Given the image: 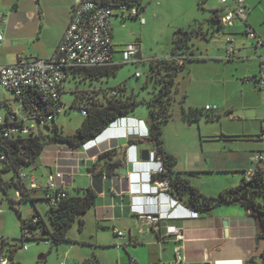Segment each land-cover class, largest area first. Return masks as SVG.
<instances>
[{"label": "crops", "instance_id": "obj_1", "mask_svg": "<svg viewBox=\"0 0 264 264\" xmlns=\"http://www.w3.org/2000/svg\"><path fill=\"white\" fill-rule=\"evenodd\" d=\"M74 3L75 0H37L16 5L5 15L1 24L2 29L0 28L5 35L1 51L14 56V59L0 63V66L14 65L21 57L43 60L53 58L71 22ZM221 4L224 7L218 11L221 12V17H224L225 13L234 7V0ZM245 6L247 24L264 39V0H246ZM113 19L111 25L114 62L117 51ZM238 23L244 24L237 21L233 31L227 33L236 35V38L225 37L224 42L231 39L233 44L241 49L246 41L239 37L242 28ZM210 25L209 29L206 30L205 27L203 29L207 34L205 38L207 42L211 37L215 38L216 33H221L225 29L214 33V27ZM227 42L217 50L220 53L216 60L230 63L229 69L234 70V73L241 72L242 77L239 80L244 84L239 86L240 93L243 98L248 96V99H253L251 106L257 109L253 116L245 114L242 116L250 118V121L260 120L262 135L264 88L251 81L253 76L260 73L261 64L251 47H247L246 52L235 58L226 59ZM248 56L251 57L246 58ZM136 57L140 59L141 53ZM221 89L228 91L229 86L223 83L216 91ZM64 93L65 88L62 96L65 106ZM217 96L218 100L206 104L204 108L218 107L214 115L218 116L217 121H220L221 127L219 130L211 129L210 123L214 121L202 118L197 123L200 144L196 145V149L194 145L188 146L183 141L177 145L174 140L168 138L169 129L164 128L165 149L178 158L177 171L197 173L192 177L193 185L205 195L213 197L225 189L237 187L245 178V171L264 170V162L255 164L252 161V157L258 154L256 149L239 146V143L249 141L245 138L250 134L246 126L249 120L240 123L237 131L224 129L221 123L223 116L228 117L233 123L241 122L244 118L233 115L236 109L223 94L218 92ZM136 120L146 122L149 127V121L136 113L132 119L113 127L101 144L77 150L61 145L49 148L41 155V159L37 160L36 166L28 171L43 188L52 175L64 174L65 178L56 180V184L73 195L80 190L93 189L92 179L95 175L89 174L88 170L94 167L102 154L109 151L117 153L115 160L120 161L117 173L113 176L103 173L105 174L103 193L98 195L96 206L86 214L84 229L81 230L78 225V236L69 234L71 246L67 248V252L76 250L79 256L78 263L83 264H180L177 262L176 251L177 246H180L179 253L187 264H264L262 259L264 238L259 237L258 222L240 204L219 206L206 214H199L198 218H192L187 214L186 207L177 199L182 207L174 210V218L154 226L135 214V211L167 212L171 207L168 191L165 193L162 190L158 194L149 195L147 186H143L147 184L149 176L152 179L153 175L159 174L157 173L159 165L156 163L159 160L143 161L142 152L148 150L150 153H156L157 147L149 138L139 137L134 132ZM177 136L181 140V134L177 133ZM260 136L257 137L258 140ZM263 149L259 152H264ZM104 164L105 161H102L101 165ZM137 178L141 180L138 182ZM207 179L216 181L218 186L205 189L201 183ZM151 182L153 186L164 183L162 187H166V180L156 179ZM38 191L43 193L41 197L43 199L44 190ZM172 227L183 232L185 237L183 242H177L172 234ZM116 231L123 232L124 236H117ZM86 232H89V238L84 236ZM94 249H100L101 252L97 253ZM109 251H113L112 257Z\"/></svg>", "mask_w": 264, "mask_h": 264}, {"label": "rangeland", "instance_id": "obj_2", "mask_svg": "<svg viewBox=\"0 0 264 264\" xmlns=\"http://www.w3.org/2000/svg\"><path fill=\"white\" fill-rule=\"evenodd\" d=\"M32 1L36 2L37 0H1L0 19H4L5 15L19 3ZM220 2V0H144L146 11L142 14L143 21L129 18L128 15L123 17L121 12L118 11V16L113 19L117 51L113 64L120 67L116 70V74L101 80L92 81L85 78L84 75L77 77L70 75L65 84V108L57 117L56 125L64 134L76 133L85 119L79 108H72L77 93L89 92L91 95L98 97L99 100L107 101L110 99V91L119 86L127 88L124 97H131V99L136 101L138 103L136 113L143 115L149 121L150 107L148 102L158 93L157 83L154 78L156 74L151 67L152 61L172 56L174 33L179 29H193L195 24L199 25L202 23L206 30L209 29L213 13L224 7ZM1 24L0 28L2 29ZM238 25L242 28L239 37L246 41L244 45L253 48L251 40L244 37L247 31L245 25L242 23H238ZM228 31H233V27H225L224 31L216 33L215 38L211 37L208 42L199 35L194 36L190 41L189 49L194 59L188 61L186 68L180 71L177 76L178 85L175 90L174 102L175 117L165 126L170 131L168 138L171 141L174 140L177 145H180V142L183 141L188 146L194 145L196 149V145L200 144V130L197 123L195 125L185 123L182 113L184 109L188 110L189 108L203 109L206 104H211L213 101L218 100V92L223 94L226 99H229L230 105L236 109L233 112L235 117L243 119L244 116L242 115L244 114L246 116L256 114L257 109L251 106L253 99L249 98V100L248 96L243 98L240 93L239 86L244 84L239 80L242 77L241 72L234 73V70L229 69L231 67L230 63L216 60L220 53L217 50L222 45H226L227 40L224 42L225 37L236 38V35H227ZM129 46L136 47L138 53H141L140 59L136 56L132 59L127 56L126 50ZM13 59L14 56H9L6 52H0V63ZM133 61L137 62L133 63ZM219 63L222 65H217ZM223 83L229 86V93L223 89L216 91ZM0 95H5L6 98L12 101V104L16 105L13 95L8 91L0 89ZM77 100L79 104H83L84 100L81 97H78ZM5 114L6 110L0 109V115L5 116ZM203 118L206 120L205 117ZM247 119L249 121L246 122ZM217 120L219 119L212 120L214 122L210 123L211 129H220V121ZM221 121L224 129L229 131H237V126L246 122L250 134L245 138H248L249 141L239 143V146L252 147L256 149V153H260V149L264 148V143H259L257 138L262 132L260 120L250 121V118H244L241 122L233 123L228 120V117L223 116ZM177 133L181 134V140L178 139ZM192 139H194L193 142ZM57 146L60 145L49 144L45 151L49 148H57ZM40 159L41 156L37 160L39 161ZM30 170L31 168L27 171ZM201 184L205 189H212L218 186L216 181L209 179ZM32 195L39 198L36 201V207L30 200L23 201L21 205L22 215L19 220V214L10 206L9 201L10 198L15 199L14 191L12 190L6 195L5 191L0 188V210L2 211L0 213V239H6L9 242L20 239L22 236V222L31 219L38 212L49 223L48 211L50 205L47 201L42 200L43 193L36 191ZM71 230L69 232L71 236H78V223L74 224ZM84 236L89 238V232H86ZM28 246V251L20 250L17 253L15 257L16 263L63 264L66 262V264H83V262L78 263L79 256L76 250L67 252V248L71 246L69 243H63L52 248L46 243L30 242ZM94 250L97 253L101 252L100 249ZM108 253L111 257L114 255L113 251Z\"/></svg>", "mask_w": 264, "mask_h": 264}, {"label": "trees", "instance_id": "obj_3", "mask_svg": "<svg viewBox=\"0 0 264 264\" xmlns=\"http://www.w3.org/2000/svg\"><path fill=\"white\" fill-rule=\"evenodd\" d=\"M94 1L111 7L115 12L114 16H118L119 13L117 12H120V9L124 6L138 8L141 16L146 10L144 0ZM220 13L218 10L215 11L209 23L211 27H214V33L225 28L222 22L223 17H221ZM122 16L127 17L124 14ZM128 17L137 19L131 16ZM2 20L0 19V24ZM247 26L251 27L248 24ZM203 29V23L199 25L195 24L193 29H179L174 33L172 56L152 61L151 67L156 74L154 78L157 83L158 93L148 102L150 107L148 138L156 145V159L163 163L164 168L162 173L153 175L152 180H166L169 183L168 193L182 202L187 209L198 214H206L216 207L223 205L240 204L257 220L259 237L264 238V170H255L252 178L249 180L244 178L237 187L225 189L216 197L207 196L193 185L192 177L196 176L197 173L177 171L178 158L165 149L164 128L175 117L174 102L175 90L178 85L177 76L180 71L186 68L187 62L194 59L189 49L192 38L199 35L206 40L207 34L203 32ZM119 67V65L113 64L112 66L105 67L75 69L70 72V75L75 77L84 75L85 78L92 81L101 80L102 78L116 74V70ZM126 89L125 86L112 89L110 91V99L107 101H101L89 92L83 94L77 93L72 108L77 107L80 111H85L86 116L82 125L74 134H64L61 131L56 125V119L60 114L56 113L55 119L44 130L38 133L4 138V133L14 125L8 118L14 107L8 100L4 98L0 99V109L6 110V122L0 125V156L6 157L1 162L0 167V188L5 191L6 195L12 190L14 194L17 190L21 192V199L19 201L16 200V194L15 199H9L10 206L19 216L22 214L16 208L18 204L22 205L23 201L29 200L36 204L38 200L32 195L36 191L31 190L26 181L21 182L19 180L20 174L28 172L29 168L32 169L36 166L37 159L43 154L49 144L54 143L67 146L73 150L81 149L87 142L104 133L115 122L124 118H133L137 112L138 103L131 99V97H124ZM23 97L25 99L24 107L26 110L36 112L46 105L43 95L37 90L28 89L25 91ZM78 97L84 100L83 104L78 103ZM32 103L35 105L33 108L30 106ZM214 113L206 110V108H189L188 110L184 109L182 118L185 123L195 124L203 117L210 121L217 119L218 116L214 115ZM116 154L115 151L102 154L94 167L88 170V173L92 175L103 173L107 176L115 175L120 167V161L115 160ZM102 161H105L104 165H101ZM66 193V197L57 206H52L48 200L43 198L42 200L47 201L50 205L48 211L49 223L37 211L38 213L31 219L22 222V233L26 227L35 230L42 228L45 238L34 240L35 242L50 240L49 246H52V248L63 243H70L69 232L71 228L74 224L78 223L79 228L81 230L84 229L85 216L96 206L98 194L91 188L80 190L73 195L68 192ZM35 217L38 218V222L31 224V220ZM24 242L22 234L20 239L7 243V246H9L7 252L10 254L11 264H20L15 262V257L22 249ZM262 259L264 262V253L262 254Z\"/></svg>", "mask_w": 264, "mask_h": 264}, {"label": "built area", "instance_id": "obj_4", "mask_svg": "<svg viewBox=\"0 0 264 264\" xmlns=\"http://www.w3.org/2000/svg\"><path fill=\"white\" fill-rule=\"evenodd\" d=\"M220 1L223 4L228 2V0ZM245 1L246 0H234V7L225 13L222 22L225 27L233 28L237 21L245 24L247 31L244 35L246 39L251 40L255 57L261 64L260 73L253 76L251 81L258 83L264 88V39L261 38L252 27L247 26ZM120 12L126 16L128 15L143 21L141 13L136 7L129 8L124 6L120 9ZM114 14L115 12L111 7L103 5L100 2L94 0H75L71 11V22L53 58L43 60L21 57L14 65L0 66V89L11 93L16 102V105H14L5 95H0V99L4 98L8 100L14 107L12 113L8 115L9 120L14 125L11 126L10 130L4 133V138H11L15 135L38 133L44 130L45 127L55 119L56 113L61 114L62 110L65 108L62 102V96L65 84L72 70L113 65L114 42L111 22ZM4 39L5 35L0 30V51ZM233 43L234 42L229 39L226 59L235 58L240 53L247 51V46L239 49ZM126 54L132 59L138 55V51L135 46H129L126 50ZM250 57L251 56H248L246 58ZM135 62L137 61H133V63ZM28 89H34L40 92L43 95V100L46 102V105L36 112L26 110L24 107L25 99L23 95ZM30 106L31 108L35 107L33 103L30 104ZM206 110L217 112L218 107L207 106ZM81 113L83 116H86L85 111H81ZM121 120L124 121L123 119ZM5 122L6 117L0 115V125L5 124ZM258 141L264 142V133L260 136ZM83 148L88 149L91 148V146L90 144H85ZM5 159V156H0V167L1 162ZM150 159L155 161L156 153H151ZM252 161L255 164L264 162V152L255 154L252 157ZM156 163L159 165L157 173H162L164 171L163 163L161 161ZM254 173L255 169L245 171V178L249 180L253 177ZM64 178V174L56 173L48 179L47 185L44 188L36 182L34 175L30 172H22L19 180L21 182L26 181L31 190H44V199L48 200L52 206H57L58 203L66 197L67 193L63 187L56 184V180H63ZM150 179L149 176L148 181ZM140 180L141 178L136 179L138 182ZM162 185H164V183H158L155 186V190L157 191ZM143 186L145 187L146 185L144 184ZM164 190H169V183L167 181ZM15 194L16 200L19 201L21 199V192L17 190ZM153 194H158V192L149 195ZM172 200L174 204L167 212L154 211L145 213L143 211H135V214L144 219L149 225H159L162 221L174 218V210L180 206L182 207L176 198L172 197ZM16 208L21 211V204H18ZM1 212L0 210V213ZM186 212L192 218H198L199 216L197 212L187 208ZM31 221V224H36L38 218L35 217ZM171 231L176 237L177 242L184 241L185 237L180 229L172 227ZM22 234L25 242L21 250L24 251H28V244L30 242L45 238L42 228H37L35 230L26 227ZM116 234L119 237L124 236V233L120 231H116ZM7 243H9L8 240L0 239V264H11L10 254L7 252L9 248ZM37 243H46L50 245V240L39 241ZM176 251L177 262L180 264H187L179 253L180 246H177Z\"/></svg>", "mask_w": 264, "mask_h": 264}, {"label": "clouds", "instance_id": "obj_5", "mask_svg": "<svg viewBox=\"0 0 264 264\" xmlns=\"http://www.w3.org/2000/svg\"><path fill=\"white\" fill-rule=\"evenodd\" d=\"M130 119H132V118H124L123 120L125 121V120H130ZM135 120V119H134ZM137 121V123H136V125L137 126H135L134 127V132H136L137 134H138V136L139 137H142V138H148V136H149V127L147 126V124H146V122H144V121H139V120H136ZM122 120L121 121H117V123L115 122L109 129H107L104 133H102L100 136H98L97 138H95V139H93V140H91V141H89V142H87L86 144H90V146L91 147H93V146H97V145H99V144H101L102 143V140L106 137V134L113 128V127H115V126H119L120 125V123L122 124ZM152 179H150L148 182H147V184H146V186H147V188H148V194H152V193H155V192H160V191H164L165 193L167 192L166 190H164V188L163 187H161V188H158V190L156 191L155 190V186H153L152 185ZM169 198H170V205L172 206L173 204H174V202H173V200H172V197L173 196H171L170 194L169 195H167ZM179 202V201H178ZM180 205H182V204H180ZM176 206V205H175ZM181 207V206H180ZM176 208H177V206H176ZM179 208V207H178ZM177 208V209H178Z\"/></svg>", "mask_w": 264, "mask_h": 264}, {"label": "water", "instance_id": "obj_6", "mask_svg": "<svg viewBox=\"0 0 264 264\" xmlns=\"http://www.w3.org/2000/svg\"><path fill=\"white\" fill-rule=\"evenodd\" d=\"M150 155H151V153L148 150L142 152L143 161L144 162H149ZM104 179H105V174H99V175L93 176L92 188L98 195L103 193V182H104ZM18 219L20 220L21 216H18Z\"/></svg>", "mask_w": 264, "mask_h": 264}]
</instances>
